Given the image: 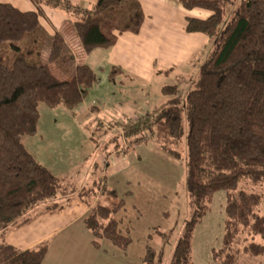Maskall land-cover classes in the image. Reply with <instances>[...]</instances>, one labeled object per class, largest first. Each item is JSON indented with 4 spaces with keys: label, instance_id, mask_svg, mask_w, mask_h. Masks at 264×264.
I'll use <instances>...</instances> for the list:
<instances>
[{
    "label": "trees",
    "instance_id": "16d2710c",
    "mask_svg": "<svg viewBox=\"0 0 264 264\" xmlns=\"http://www.w3.org/2000/svg\"><path fill=\"white\" fill-rule=\"evenodd\" d=\"M34 1L71 16L78 41L74 46L82 57L114 48L124 34H140L145 21L137 0H95L92 8L58 0ZM173 1L186 10L211 13L207 19L187 18L185 31L207 36L212 50L184 100L172 88H165L173 98L121 124V138L113 136L107 146L119 150L122 138L128 142L151 139L180 159L178 148L185 141L191 216L170 264H194V232L219 192L227 195L225 235L223 247L213 250V259L216 264H243L242 256H264V216L259 214L264 204V0ZM230 7L232 15L225 22ZM42 17L39 10L23 12L0 3V264H46L49 243L20 250L5 239L37 210L61 211L76 198L90 207L83 223L94 248H100L104 240L126 251L132 243L117 219L125 200L108 189L105 178H99L95 186L106 187L107 200L93 204L94 188L68 187L23 143L24 138L38 135L41 104L77 110L99 83L90 65L76 63L61 34L49 45L47 63H40L42 46L37 42L45 34L40 27ZM53 65L62 71L61 77L53 72ZM121 74V69L113 68L110 76L114 80ZM246 231L260 240L245 243L240 253L236 246ZM162 257L163 252L148 247L143 264H161Z\"/></svg>",
    "mask_w": 264,
    "mask_h": 264
},
{
    "label": "rangeland",
    "instance_id": "374dc122",
    "mask_svg": "<svg viewBox=\"0 0 264 264\" xmlns=\"http://www.w3.org/2000/svg\"><path fill=\"white\" fill-rule=\"evenodd\" d=\"M142 1L145 5L146 22L140 35L126 34L116 47L94 50L85 55L84 63L95 70L99 83L84 103L74 111L63 107L50 109L41 104L38 135L23 140L36 160L52 169L56 176L63 178L68 187L74 185L79 190L83 186L86 189L94 188L95 193L91 198L93 204L107 200L106 187L101 184L95 186L99 178H105L103 183H106L108 189L115 190L118 197L125 200V209L118 214L117 219L122 231L130 233L132 243L126 251L104 240L100 242V248L84 244L83 240L78 241V244L75 241L66 245L69 239L66 234L53 242L47 264H143L148 247L158 253L163 252L161 264H170L173 248L182 235L186 221L190 219L185 141L178 148L180 159L168 155L151 139L142 142L133 139L128 142L122 138L120 151H117L115 145L107 146L113 136L121 138V124L132 122L172 99V95L164 92L165 88H172L174 95H181L184 100L198 80L201 66L212 50V44L206 46L198 51L192 62L187 63L190 58L188 50L192 51V37L181 32L186 18L204 19L206 14H211L209 11L186 10L180 3L172 0ZM46 12L50 17L41 19L40 25L45 34L37 42L39 48L42 46L38 50L40 63H47L49 45L58 33L49 20L56 21L59 13L66 19L60 23V28L65 29V32L61 34V30L58 34H64L76 63L83 62L80 51L74 46H78V41L72 29L71 16L57 11L53 15L49 9ZM231 15L230 7L225 22L229 21ZM132 40L134 42L130 45ZM143 44L158 58L171 52L181 64L168 76L158 78L152 75L153 71L148 64L139 61L142 58L139 52L144 49ZM162 65L165 66V63ZM115 66L124 70V75L112 80L110 69ZM51 68L61 77L63 73L59 67L53 65ZM112 155L115 159H111ZM84 158L89 159L84 161ZM226 206V192L217 193L209 213L194 232V264H216L213 250L223 247ZM259 214L264 216V204L260 207ZM259 240L246 231L236 248L243 253L245 243ZM63 247L65 248L62 249ZM240 261L243 264H264V256H242Z\"/></svg>",
    "mask_w": 264,
    "mask_h": 264
},
{
    "label": "crops",
    "instance_id": "0c3cea01",
    "mask_svg": "<svg viewBox=\"0 0 264 264\" xmlns=\"http://www.w3.org/2000/svg\"><path fill=\"white\" fill-rule=\"evenodd\" d=\"M58 1H60V2H71L74 5H82V6H84V8H92L96 4L95 0H58ZM137 1L143 7L144 14H145V21H144V24H145V22H146L145 5L142 3L143 2L142 0H137ZM0 3L10 4V5L14 6L15 8H17L23 12H37L39 10L42 12V16H43L41 18L42 20L43 19L45 20V17H50V15H48V13L46 12L47 9H49L51 11V14H53V15H55L54 13L56 11L58 13L63 12L60 9H50L49 7H47V5H44L42 3L41 4L36 3L34 0H0ZM210 16H211V14H206L204 19H207ZM65 19H66V17H62V14L59 13L58 19L56 21L53 19L55 22L52 21V19L49 20V21H51L50 22L51 26L54 27V31L60 33V31L62 30L61 34L65 32L64 31L65 29L60 28L61 27L60 23L65 22ZM46 22H48V21H46ZM184 24L186 25V21ZM72 29H73V26H72ZM181 32H182V34H187V35H190L192 37L191 48H190V49H192V51L188 50L190 52V58L187 60V63H190L197 57L196 54H198L200 51H202L203 48H205L206 46H208V47L210 46V39L203 34H188L185 31V27H183V29L181 27ZM124 35H126V34H124ZM124 35H122L119 38L118 43ZM130 35H133V34H130ZM138 35H140V34H138ZM133 36H136V35H133ZM147 37H149V34H147ZM72 39H74L73 36H72ZM133 42L134 41L132 40L130 45ZM118 43L116 44V46L118 45ZM133 47H135V45ZM143 47H144V49H142L139 52V54H140L139 56L140 57L142 56L141 59L139 58V61L142 64L143 63L145 65L148 64L149 68H151L150 70L153 71V72H151L152 75H156L158 78H161L164 75L168 76L169 73H171L176 66H179L181 64L180 62L177 61V59L174 57V54H172L171 52L168 53L166 56H162V57L158 58V56L153 55L151 53L150 49H148L147 46H144V44H143ZM162 58H165V59H162ZM85 59H86V57L83 56V63H84ZM164 63H165V66L162 65ZM137 64H139V63H137ZM113 68L121 69L117 66H115ZM113 68L110 69V72ZM122 72H123V74H121V75H124V70H122ZM136 119H138V118H136ZM85 127H87V126H85ZM118 151H120V150H118ZM92 156H93V154H92ZM112 157H113V155L111 156V159H115ZM117 157H119V156H117ZM34 158H35V156H34ZM89 158H91V156ZM89 158H84V161L89 159ZM109 166H110V163L108 164L107 171L109 169ZM47 168L50 169L49 167H47ZM97 168L100 169L99 167H97ZM50 170L52 171V169H50ZM54 174H56V173H54ZM89 211H90V207L84 201H82L79 198L74 199L64 210H61V211H49V210H45V207H44L40 210H37V212H35V214L33 215L32 219L27 224H25L21 228L14 230L10 234H8L5 240L10 245H12V246H14L20 250H29V249H33V248L39 246L40 244L49 243L48 256L50 254L53 242L58 237H61L62 235H66V234L69 235L67 237L69 239H67L66 245L68 243L75 242V241L78 244V241L83 240L84 244L88 243V245L90 246V245H92L93 238H92L91 233L86 229V227L84 226V223H83V220L88 215ZM66 245H64V246H66ZM77 247H79V245ZM64 248L65 247H63L62 249H64ZM48 256H47L46 261H45L46 264L48 261L47 260Z\"/></svg>",
    "mask_w": 264,
    "mask_h": 264
}]
</instances>
